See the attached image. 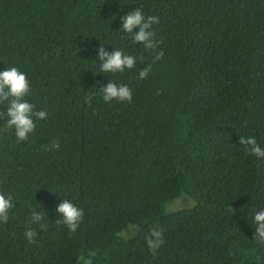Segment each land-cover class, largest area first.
Here are the masks:
<instances>
[{"label":"trees","instance_id":"trees-1","mask_svg":"<svg viewBox=\"0 0 264 264\" xmlns=\"http://www.w3.org/2000/svg\"><path fill=\"white\" fill-rule=\"evenodd\" d=\"M136 6L159 17L155 62L119 34ZM101 43L138 56L118 77L130 103L99 95L114 78L94 60ZM9 64L47 115L24 141L0 127V190L14 199L0 264H264L252 224L264 157L239 142L264 146V0H0V69ZM61 198L83 209L75 232L56 222ZM156 225L164 242L153 254L145 237Z\"/></svg>","mask_w":264,"mask_h":264},{"label":"clouds","instance_id":"clouds-1","mask_svg":"<svg viewBox=\"0 0 264 264\" xmlns=\"http://www.w3.org/2000/svg\"><path fill=\"white\" fill-rule=\"evenodd\" d=\"M115 15V13L113 14ZM119 34H126V38L132 42H139L143 50L153 52V62L163 56V50H157V43L154 39L153 25L158 23L159 17L147 14L141 6L129 9L119 16ZM99 61V72L112 74L114 78L98 87L99 95L105 102H131L132 88L129 84L119 80V75L126 70L135 68L138 56L126 50V47H113L108 51L101 43L96 49V58ZM152 65L146 64L139 68L135 75L137 80L145 79L151 71ZM32 86L25 71L15 64H9L0 69V104L4 106L0 112V119L4 131L12 130L16 140L24 141L29 138L35 128L36 120L46 117L45 110H37L30 102ZM95 95V93H93ZM240 145L244 150L256 158L264 157V146L257 142L252 135H240ZM13 195L7 190H0V222L9 218L10 209L13 208ZM30 208L29 223L39 229L45 226L44 214ZM54 211L58 214L57 223H63L68 231L75 232L84 212L73 200L61 198L55 205ZM252 224L254 228L253 238L264 242V207L252 213ZM37 231L32 227L24 230L25 239L31 243L34 241ZM148 249L155 254L163 241V229L158 225L150 229V234L145 237Z\"/></svg>","mask_w":264,"mask_h":264},{"label":"rangeland","instance_id":"rangeland-1","mask_svg":"<svg viewBox=\"0 0 264 264\" xmlns=\"http://www.w3.org/2000/svg\"><path fill=\"white\" fill-rule=\"evenodd\" d=\"M182 204H183L182 201L176 200V201H174V202L172 203V207L176 208V207L181 206ZM130 226H131V225H130ZM130 226L126 227V229L124 230L125 233L130 234V233L132 232V227H130ZM124 231H123V232H124Z\"/></svg>","mask_w":264,"mask_h":264}]
</instances>
